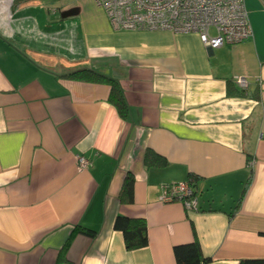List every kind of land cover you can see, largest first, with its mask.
<instances>
[{
	"label": "crops",
	"instance_id": "crops-1",
	"mask_svg": "<svg viewBox=\"0 0 264 264\" xmlns=\"http://www.w3.org/2000/svg\"><path fill=\"white\" fill-rule=\"evenodd\" d=\"M12 1L0 0V264H176L192 243L204 264L264 259V4L244 0L252 37L212 49L193 32L116 30L93 0ZM80 68L118 82L125 117L108 84L66 75ZM189 178L196 210L159 202ZM119 215L145 221V246L126 248Z\"/></svg>",
	"mask_w": 264,
	"mask_h": 264
},
{
	"label": "built area",
	"instance_id": "built-area-1",
	"mask_svg": "<svg viewBox=\"0 0 264 264\" xmlns=\"http://www.w3.org/2000/svg\"><path fill=\"white\" fill-rule=\"evenodd\" d=\"M100 6L116 30L196 33L201 43L215 49L238 44L252 37L244 0H93ZM264 4V0H260ZM237 84L246 89L243 76ZM90 161L77 157V168ZM159 202H179L188 210L197 209V197L190 180L162 187Z\"/></svg>",
	"mask_w": 264,
	"mask_h": 264
},
{
	"label": "trees",
	"instance_id": "trees-1",
	"mask_svg": "<svg viewBox=\"0 0 264 264\" xmlns=\"http://www.w3.org/2000/svg\"><path fill=\"white\" fill-rule=\"evenodd\" d=\"M41 1L56 2L59 0ZM12 2L16 3L15 0ZM66 75L72 78L93 80L108 84L111 88L109 101L116 107L121 117L126 116L127 107L122 97L121 88L116 80L100 74L90 68L75 69L69 71ZM188 180H190L191 183L193 182L192 178H189ZM132 182V178L127 177L124 183V189L131 190ZM114 228L122 232L127 249L140 248L147 244V228L145 221L142 219L128 218L119 215L115 219ZM82 230L85 231L84 229ZM85 232L90 233L88 230ZM174 256L176 264H204L210 260L202 255L200 248L196 243L175 246ZM238 264H264V259H241Z\"/></svg>",
	"mask_w": 264,
	"mask_h": 264
}]
</instances>
